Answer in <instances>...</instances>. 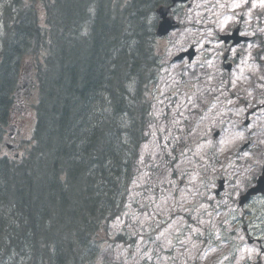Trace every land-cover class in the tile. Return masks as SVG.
Listing matches in <instances>:
<instances>
[{
    "label": "trees",
    "instance_id": "16d2710c",
    "mask_svg": "<svg viewBox=\"0 0 264 264\" xmlns=\"http://www.w3.org/2000/svg\"><path fill=\"white\" fill-rule=\"evenodd\" d=\"M35 1L0 0V264H103L99 234L125 209L145 139L167 0H44L43 19ZM26 61L32 144L2 156Z\"/></svg>",
    "mask_w": 264,
    "mask_h": 264
},
{
    "label": "rangeland",
    "instance_id": "374dc122",
    "mask_svg": "<svg viewBox=\"0 0 264 264\" xmlns=\"http://www.w3.org/2000/svg\"><path fill=\"white\" fill-rule=\"evenodd\" d=\"M42 1L35 6L43 19ZM188 2V9L179 5L174 15L178 32L153 46L159 71L147 90L145 139L133 163L125 209L99 234L106 249L98 263L264 264V246L260 250L246 236L264 245V197L237 207L264 163V119L255 112L245 128L246 116L239 112H251V105L264 100V55L259 54L264 0ZM238 24L251 40L236 47L246 54L242 64L227 71L221 55L225 44L218 35L230 34ZM191 45L196 50L191 63L173 62ZM27 63L22 82L32 77ZM37 101L36 83L29 80L5 128V138L14 128L6 141L18 147L3 148L2 156L24 154L31 146ZM220 178L226 179L225 189L216 198L212 192Z\"/></svg>",
    "mask_w": 264,
    "mask_h": 264
},
{
    "label": "flooded vegetation",
    "instance_id": "af4514ba",
    "mask_svg": "<svg viewBox=\"0 0 264 264\" xmlns=\"http://www.w3.org/2000/svg\"><path fill=\"white\" fill-rule=\"evenodd\" d=\"M232 41L233 40H231L229 43H231ZM223 47H224L223 48L224 49L223 54H225V56H226V60H225V62H223V64L230 63L232 65V67L234 66V68H236V67H238V65H241L242 64V60H245V53L244 52H243V54L239 53L237 51L236 47L234 48V47H232L229 44L224 45ZM203 58L204 57H201L200 58L199 63H201V60ZM215 61H218V58ZM221 61H222V59H221ZM238 97L242 98L241 96H236V98H238ZM242 102L244 103V106L246 104H248L247 102H244V101H242ZM251 106H253V109H252L251 112L250 111H246V112H243V113L245 115H247V116H252L255 112H258L259 111L256 115L264 119V100L262 102L258 103V104L251 105Z\"/></svg>",
    "mask_w": 264,
    "mask_h": 264
},
{
    "label": "water",
    "instance_id": "95a60500",
    "mask_svg": "<svg viewBox=\"0 0 264 264\" xmlns=\"http://www.w3.org/2000/svg\"><path fill=\"white\" fill-rule=\"evenodd\" d=\"M161 10H158V12L160 13ZM171 28L170 26V23L169 22H160L159 24V29H158V35H164L168 32V30ZM185 55L188 56V59L189 61L192 60L193 56H194V53H187V54H181L179 55L178 57H176L175 59H181L183 58ZM224 68L226 69H230V65H225ZM215 136H217V134H215ZM9 148H11L10 146H8ZM17 156V155H16ZM223 183L224 181L221 180L218 182V190H216V193H218L219 191H221L223 189ZM264 189V176L259 178L256 182V188L254 189H250L245 195H243L241 198H240V202L239 204H243L245 203L246 201H248L249 197L251 195H253L254 193H257L259 191H262Z\"/></svg>",
    "mask_w": 264,
    "mask_h": 264
},
{
    "label": "bare ground",
    "instance_id": "6f19581e",
    "mask_svg": "<svg viewBox=\"0 0 264 264\" xmlns=\"http://www.w3.org/2000/svg\"><path fill=\"white\" fill-rule=\"evenodd\" d=\"M13 64V63H12Z\"/></svg>",
    "mask_w": 264,
    "mask_h": 264
}]
</instances>
